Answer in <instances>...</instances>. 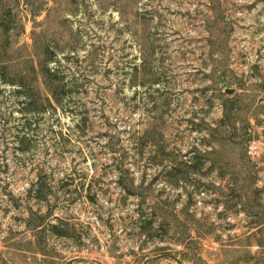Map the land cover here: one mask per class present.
I'll use <instances>...</instances> for the list:
<instances>
[{"label": "rangeland", "instance_id": "1", "mask_svg": "<svg viewBox=\"0 0 264 264\" xmlns=\"http://www.w3.org/2000/svg\"><path fill=\"white\" fill-rule=\"evenodd\" d=\"M0 264H264V0H0Z\"/></svg>", "mask_w": 264, "mask_h": 264}, {"label": "trees", "instance_id": "2", "mask_svg": "<svg viewBox=\"0 0 264 264\" xmlns=\"http://www.w3.org/2000/svg\"><path fill=\"white\" fill-rule=\"evenodd\" d=\"M49 70L47 68L44 69V74H48Z\"/></svg>", "mask_w": 264, "mask_h": 264}]
</instances>
